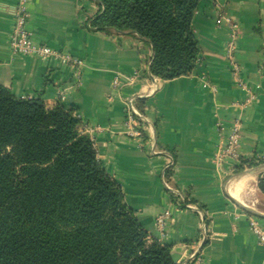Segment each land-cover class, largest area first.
<instances>
[{"label":"crops","instance_id":"crops-1","mask_svg":"<svg viewBox=\"0 0 264 264\" xmlns=\"http://www.w3.org/2000/svg\"><path fill=\"white\" fill-rule=\"evenodd\" d=\"M15 5L16 0H0V85L15 97L75 107L91 130L101 167L121 186L126 205L152 238L171 247L177 262L197 254L200 264H264V245L248 228L249 216L264 225V192L259 188L264 169L242 173L264 163L239 169L241 164L233 160L218 164L215 159L235 120L241 160L264 157V0H200L192 18L199 49L195 66L188 75L170 80L150 74L152 47L147 41L129 32L89 28L99 10L93 0L26 3L33 43L81 60L79 77L55 57L14 55L9 39ZM217 6L239 27L234 57L254 95L247 106L241 105L246 93L224 56L228 28L217 16ZM129 98L143 99L141 110L136 107L145 119L140 139L124 127ZM234 179L239 180L238 203L261 216L233 200L227 186ZM163 181L203 213L209 231L202 243L199 214L174 206ZM165 209L171 216L160 233L155 218Z\"/></svg>","mask_w":264,"mask_h":264},{"label":"trees","instance_id":"trees-1","mask_svg":"<svg viewBox=\"0 0 264 264\" xmlns=\"http://www.w3.org/2000/svg\"><path fill=\"white\" fill-rule=\"evenodd\" d=\"M93 1L99 10L89 28L150 43L152 76L191 73L199 52L192 18L200 0ZM140 104L137 98L139 111ZM261 163L242 161L239 169ZM259 188L264 192L261 179ZM190 202L184 196L182 205ZM0 264L180 263L126 205L74 106L15 97L0 85Z\"/></svg>","mask_w":264,"mask_h":264},{"label":"built area","instance_id":"built-area-1","mask_svg":"<svg viewBox=\"0 0 264 264\" xmlns=\"http://www.w3.org/2000/svg\"><path fill=\"white\" fill-rule=\"evenodd\" d=\"M27 0H16L15 13H14V24L13 29L9 39L10 51L14 55H37L42 58L55 57L61 62L73 67L75 69V76L79 77L80 68L82 66L81 60L75 59L69 54L60 53L52 50L47 45H36L32 41V36L26 28V22L28 19V11L26 9ZM217 16L222 20L228 28V39L224 46V56L228 62L230 74L236 81L237 86L246 93L244 100L242 101V106L249 105L254 100V95L248 88L246 82L241 76V67L234 57V50L236 41L238 38V24L231 20L228 16L224 14L222 8L216 7ZM114 88L119 87V80L114 79L112 83ZM135 98H129L125 101V117H124V127L129 136L132 138L140 139L142 137L145 119L138 112L135 107ZM88 131H91L86 127ZM240 125L237 120H235L231 125L223 144H221L215 154V159L218 164H221L226 159L233 160L239 165L242 164V160L239 154L240 146ZM151 153L156 154L157 150L155 144L151 142ZM264 160V157L259 158ZM172 161H169L171 164ZM164 188L169 193L171 202L176 207L193 209L200 216V238L199 242L202 243L208 233V226L203 213L192 206L191 204H184V195L163 181ZM171 212L168 209L160 212L155 218V224L160 233L166 230L167 223L169 222ZM248 228L250 232L257 238L258 242L264 245V225L260 224L257 218L249 216L248 217ZM200 257L197 254H191L189 260L179 261L180 264H200Z\"/></svg>","mask_w":264,"mask_h":264},{"label":"water","instance_id":"water-1","mask_svg":"<svg viewBox=\"0 0 264 264\" xmlns=\"http://www.w3.org/2000/svg\"><path fill=\"white\" fill-rule=\"evenodd\" d=\"M259 169H264V164L262 165H259L255 168H252V169H248L246 171H243L242 173H249V172H253L255 170H259ZM240 207H242L244 210H246L247 212L253 214L254 216H261V214H259L258 212H256L255 210H253L252 208L246 206V205H243V204H240L238 203V201H236L235 199H233ZM171 255H172V258L174 261H176L178 258L177 256L172 252L171 250Z\"/></svg>","mask_w":264,"mask_h":264},{"label":"bare ground","instance_id":"bare-ground-1","mask_svg":"<svg viewBox=\"0 0 264 264\" xmlns=\"http://www.w3.org/2000/svg\"><path fill=\"white\" fill-rule=\"evenodd\" d=\"M227 191L233 198L241 202L240 195H239L240 192H239V180L238 179H234L228 183Z\"/></svg>","mask_w":264,"mask_h":264}]
</instances>
